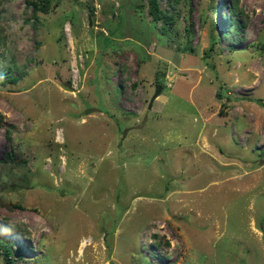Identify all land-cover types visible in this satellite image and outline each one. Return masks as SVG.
<instances>
[{
    "label": "rangeland",
    "instance_id": "1",
    "mask_svg": "<svg viewBox=\"0 0 264 264\" xmlns=\"http://www.w3.org/2000/svg\"><path fill=\"white\" fill-rule=\"evenodd\" d=\"M159 2L1 0L15 263L264 264V0Z\"/></svg>",
    "mask_w": 264,
    "mask_h": 264
},
{
    "label": "trees",
    "instance_id": "2",
    "mask_svg": "<svg viewBox=\"0 0 264 264\" xmlns=\"http://www.w3.org/2000/svg\"><path fill=\"white\" fill-rule=\"evenodd\" d=\"M42 1V5H39L37 2H35L34 0H26L27 5L28 6H33V12H34V16L35 19L33 21V25L37 28V21L39 20L36 16H37V12L42 10L45 11V7H47L45 4H49V0H41ZM1 3V0H0ZM150 3V13L153 16V19L158 21V20H162L164 22V24L162 25V27L164 28H170L172 27V25L174 24V22H171L173 15L168 13L167 10L163 11L161 10V6H160V2L159 0H149ZM236 8L239 7L240 4V0H233L232 3ZM3 39L0 38V45L3 43ZM17 78H14V80ZM2 82V81H1ZM4 230V229H2ZM7 231V230H6ZM10 231L13 233L11 237H5L0 233V252L3 253L4 259L7 260V262L11 263V264H19L18 262L15 263L14 258H16V256L18 257V259H21L23 257L22 255V242H18L14 240V237L18 234H24V236H28V232H26V230L21 229V228H13L10 229ZM9 231V232H10ZM17 259V260H18Z\"/></svg>",
    "mask_w": 264,
    "mask_h": 264
},
{
    "label": "water",
    "instance_id": "3",
    "mask_svg": "<svg viewBox=\"0 0 264 264\" xmlns=\"http://www.w3.org/2000/svg\"><path fill=\"white\" fill-rule=\"evenodd\" d=\"M160 94V88L157 89L155 95L153 96L152 100H151V104L150 106H152V102L155 100V98Z\"/></svg>",
    "mask_w": 264,
    "mask_h": 264
}]
</instances>
